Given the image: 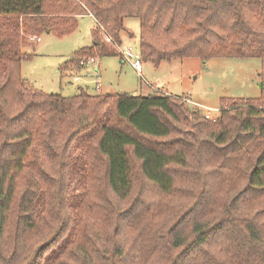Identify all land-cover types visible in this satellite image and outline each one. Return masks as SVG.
<instances>
[{"label": "trees", "instance_id": "1", "mask_svg": "<svg viewBox=\"0 0 264 264\" xmlns=\"http://www.w3.org/2000/svg\"><path fill=\"white\" fill-rule=\"evenodd\" d=\"M83 15L96 21L93 44L61 71L120 57L124 19L137 17L143 60L258 57L261 95L222 98L213 120L170 94L65 97L31 86L15 16L40 37L72 33ZM80 139L78 199L70 172ZM137 178L161 199L187 198L182 183L193 182L191 197L220 196L223 214L145 222L130 201ZM0 264H264V0H0Z\"/></svg>", "mask_w": 264, "mask_h": 264}, {"label": "rangeland", "instance_id": "2", "mask_svg": "<svg viewBox=\"0 0 264 264\" xmlns=\"http://www.w3.org/2000/svg\"><path fill=\"white\" fill-rule=\"evenodd\" d=\"M15 18L21 22V31L25 32L26 37L23 51L28 57L21 64L22 77L31 86L44 93L68 97L76 95L80 88L89 93H97L99 91L97 85L100 84L102 92H126L134 95H148L155 92L170 94L191 99L199 105L195 110L203 114L210 112L213 119L220 115L219 106L222 98H257L261 95L262 60L258 57H215L206 61L192 57L166 60L159 66H155L150 60H142L143 71L140 76L129 63L120 58L121 56H96L95 62H88L90 60L88 59L84 61L85 65L77 70L61 71V67L76 50L93 44L92 30L97 26L94 18L91 15L81 16L78 18L77 30L64 36L45 31L40 34V41L31 40L32 36L39 34L25 31L27 27L23 24L25 23L23 17L15 16ZM120 37L122 48L132 46L138 50L139 18L126 17ZM187 105L194 109L191 105ZM81 141L82 139L73 147L72 154L75 161L70 172V188L74 197L78 199L87 187L84 179V150L81 148ZM134 171L137 177V168ZM182 185L190 187L187 198L182 195H172L161 199L149 184L137 178L130 201L138 199L141 203L140 216L145 222L159 221L170 225L182 215L203 220L205 213V218L212 215H217L218 218L224 206L220 196L217 203L214 204L213 201L210 203L209 200L198 196L199 194L191 197L193 191L197 190L193 182L185 180ZM208 202L213 205L212 209L207 205ZM210 222L214 223V221ZM229 224L234 227L232 220ZM51 257L48 259L51 260Z\"/></svg>", "mask_w": 264, "mask_h": 264}, {"label": "built area", "instance_id": "3", "mask_svg": "<svg viewBox=\"0 0 264 264\" xmlns=\"http://www.w3.org/2000/svg\"><path fill=\"white\" fill-rule=\"evenodd\" d=\"M107 39L109 42H113L110 37H107ZM31 40L40 41V37L39 36H32ZM114 45H115L117 52L120 54L122 60L124 62L129 63L135 69V71L141 76L142 71H143V67H142V60L143 59H142V55H141L140 50L139 49L135 50L132 46H125L122 48L119 44L114 43ZM91 61L95 62V58L91 57L90 60H88V62H91ZM81 64L85 65V62L83 61ZM97 86H98V90L101 91V88H102L101 85L98 84ZM184 101L187 104L191 105L192 108H194V109H195V107L199 106L189 98H185ZM205 115L207 118L213 119V118H211L210 112L205 114Z\"/></svg>", "mask_w": 264, "mask_h": 264}, {"label": "crops", "instance_id": "4", "mask_svg": "<svg viewBox=\"0 0 264 264\" xmlns=\"http://www.w3.org/2000/svg\"><path fill=\"white\" fill-rule=\"evenodd\" d=\"M92 16V15H91ZM93 17V16H92ZM94 18V17H93ZM95 20V19H94ZM152 85H150V87H151ZM152 88V87H151ZM102 89V88H101Z\"/></svg>", "mask_w": 264, "mask_h": 264}]
</instances>
